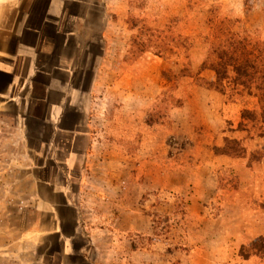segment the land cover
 I'll use <instances>...</instances> for the list:
<instances>
[{"label":"rangeland","instance_id":"374dc122","mask_svg":"<svg viewBox=\"0 0 264 264\" xmlns=\"http://www.w3.org/2000/svg\"><path fill=\"white\" fill-rule=\"evenodd\" d=\"M65 3L61 32L76 36L64 43L47 32L55 54L41 65L52 73L34 78L26 146L1 135L15 133L22 109L0 111V264H264L251 246L264 236L259 99L232 79L215 89L212 70L197 75L222 34L264 41V0ZM144 25L177 43L188 38L190 58L181 47L132 59ZM185 63L194 77H164ZM51 79L57 87L45 93ZM65 87L69 104L57 124L49 102L64 100ZM245 110L259 118H243ZM226 138L239 140L245 156L222 154ZM65 187L66 195L54 192ZM53 215L63 220L62 238L45 233Z\"/></svg>","mask_w":264,"mask_h":264},{"label":"crops","instance_id":"0c3cea01","mask_svg":"<svg viewBox=\"0 0 264 264\" xmlns=\"http://www.w3.org/2000/svg\"><path fill=\"white\" fill-rule=\"evenodd\" d=\"M65 5V0H0V79L6 80L5 86L0 88V111L6 113L11 104L22 109L15 114L17 121L15 133L5 130L2 132L3 144L6 142L4 139L15 136L19 144L26 146V119L35 101L32 97L35 88L34 78L39 73L46 75L52 73L44 70L41 65L43 57H51L55 54V42L47 32L53 29L55 34L61 33L64 43L70 41L72 36H76L74 28L61 32L60 20L64 17ZM24 60H27V67L24 72H21L20 66ZM56 69L66 73L71 72L63 63H59ZM54 87H57V83L51 79L46 85L45 93ZM68 90L69 87L63 88V92H66L62 97L64 100L58 103L47 101L50 105L49 118L55 120L57 124L61 122L66 104H69ZM37 100L45 102L48 99L43 97ZM68 157H70L69 160L73 159V155ZM36 168H43V164ZM36 183L40 182L36 180ZM66 187L63 191L54 188V192H64L66 195L68 192ZM68 202L76 210V214L81 216L79 202L74 203L72 200ZM51 210L56 213L53 206ZM50 220L52 221L51 230L45 233L58 234L62 238V218L59 215H53ZM47 224L45 223V226ZM66 244L68 245L67 242Z\"/></svg>","mask_w":264,"mask_h":264},{"label":"trees","instance_id":"16d2710c","mask_svg":"<svg viewBox=\"0 0 264 264\" xmlns=\"http://www.w3.org/2000/svg\"><path fill=\"white\" fill-rule=\"evenodd\" d=\"M138 28V25H133ZM218 46H213L208 51L206 59L203 61L197 75L204 70L214 71L215 80L212 83L215 89L224 91L226 82L232 79V82L246 89L249 94H255L259 99L261 111L259 113L260 120L264 124V41H257L253 44L250 36L241 37L238 33H229V35H221ZM228 37V38H227ZM177 43L172 36H165L161 31L155 30L153 27L144 25L139 28L136 35L133 36L130 56L137 58L145 52L153 50V53L163 56L166 53L175 54L177 49L184 48L186 58H190L189 51L193 47L188 38H181ZM178 44V45H177ZM191 63L182 65L179 72L172 71L164 77L168 81L179 80L183 77H194ZM170 103L179 102L173 96L169 97ZM173 102V103H172ZM257 114L248 110L243 112V118L255 120ZM246 150L242 143L237 139L226 138L222 149V154L231 157H243ZM252 249L257 252L264 253V236L252 243ZM245 247H243L244 250ZM258 254V253H257ZM243 256H245L243 254Z\"/></svg>","mask_w":264,"mask_h":264}]
</instances>
